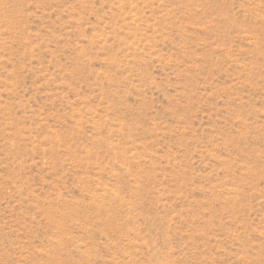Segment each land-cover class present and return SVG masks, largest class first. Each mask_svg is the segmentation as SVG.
I'll return each instance as SVG.
<instances>
[{"label": "rangeland", "instance_id": "obj_1", "mask_svg": "<svg viewBox=\"0 0 264 264\" xmlns=\"http://www.w3.org/2000/svg\"><path fill=\"white\" fill-rule=\"evenodd\" d=\"M0 264H264V0H0Z\"/></svg>", "mask_w": 264, "mask_h": 264}]
</instances>
